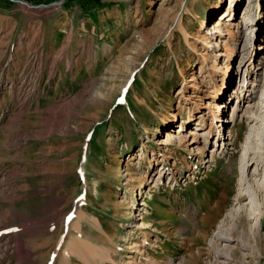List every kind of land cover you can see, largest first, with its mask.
Listing matches in <instances>:
<instances>
[{
  "label": "rangeland",
  "instance_id": "rangeland-1",
  "mask_svg": "<svg viewBox=\"0 0 264 264\" xmlns=\"http://www.w3.org/2000/svg\"><path fill=\"white\" fill-rule=\"evenodd\" d=\"M263 74L264 0H0V264H264Z\"/></svg>",
  "mask_w": 264,
  "mask_h": 264
},
{
  "label": "bare ground",
  "instance_id": "bare-ground-1",
  "mask_svg": "<svg viewBox=\"0 0 264 264\" xmlns=\"http://www.w3.org/2000/svg\"><path fill=\"white\" fill-rule=\"evenodd\" d=\"M254 1H252V3H253ZM231 12L232 11H230L229 13H228V16L231 14ZM203 22V21H202ZM219 22V24L217 25V27H220V26H222V23H220L221 21H218ZM263 76H264V74H263ZM220 81V80H219ZM227 80H226V78H224V76H223V78H222V81H221V86H220V88L219 89H221V87H224L226 84H227ZM260 85H258L259 87H261V89L263 88V90H264V77L263 78H261V81H260ZM263 102H264V99H263ZM261 107V106H260ZM262 109L264 108V105L261 107ZM192 134L193 135H196V136H199V137H201L202 138V135L200 134V133H198V131H192ZM169 135V137H168V139H167V142L168 143H172L173 141H174V137H173V135L171 134V133H169L168 134ZM175 136V135H174ZM175 138H177V137H175ZM178 139V138H177ZM176 140V139H175ZM143 182V181H142ZM142 184V183H141ZM140 184V185H141ZM226 237L227 238H230L229 236H228V233H226ZM94 261H95V259H94Z\"/></svg>",
  "mask_w": 264,
  "mask_h": 264
}]
</instances>
